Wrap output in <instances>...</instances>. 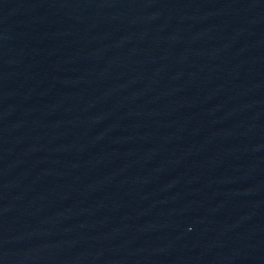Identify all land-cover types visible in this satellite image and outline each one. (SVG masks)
Returning <instances> with one entry per match:
<instances>
[{
    "label": "water",
    "instance_id": "obj_1",
    "mask_svg": "<svg viewBox=\"0 0 264 264\" xmlns=\"http://www.w3.org/2000/svg\"><path fill=\"white\" fill-rule=\"evenodd\" d=\"M0 264H264V0H0Z\"/></svg>",
    "mask_w": 264,
    "mask_h": 264
}]
</instances>
